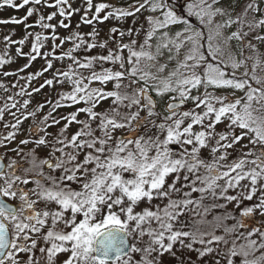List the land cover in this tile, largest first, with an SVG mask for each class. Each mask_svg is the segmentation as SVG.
<instances>
[{"label": "snow or ice", "instance_id": "1", "mask_svg": "<svg viewBox=\"0 0 264 264\" xmlns=\"http://www.w3.org/2000/svg\"><path fill=\"white\" fill-rule=\"evenodd\" d=\"M85 4L83 24H122L132 17V26H113L100 42L95 26L87 33L91 42L79 32L60 37L57 26L68 29L65 20L81 10L69 0H0V7L17 10L39 6L28 7L23 18L0 19L24 24L22 38L3 37L0 69L13 62L8 45L18 44L16 56L28 62L2 75L27 81L13 87H20L15 96L29 97L20 104L7 95L0 106V123L11 129L0 133V264H166L165 254L180 259L177 245L199 260L213 256L211 264H236L234 258L264 264V220L250 223L256 213L264 217V74L257 72L264 64V0H247L240 12L239 0H134L124 8L81 0ZM43 8L55 11L45 15ZM142 12L149 13L146 26L137 27ZM34 13L35 24L25 23ZM57 15L58 24L51 23ZM38 58L45 61L42 69L18 75ZM65 59V67L55 66ZM50 71V78L26 91ZM45 87L61 90L27 111L33 93ZM165 96L158 110L157 98ZM109 99V108L98 111ZM46 105L50 111L37 121ZM61 108L75 110L57 118ZM5 114L15 122L5 121ZM61 122L57 132L49 131ZM73 124L78 127L69 137ZM228 203L233 210L205 219ZM187 214L200 219L186 224Z\"/></svg>", "mask_w": 264, "mask_h": 264}, {"label": "rangeland", "instance_id": "2", "mask_svg": "<svg viewBox=\"0 0 264 264\" xmlns=\"http://www.w3.org/2000/svg\"><path fill=\"white\" fill-rule=\"evenodd\" d=\"M17 3L20 2V0H16ZM51 2V0H50ZM134 2V0H93V4H97V3H107L109 5H111L113 8H117V7H127L129 4H132ZM222 2L224 4H227L229 2V0H222ZM69 3L72 5L73 8H77L80 7L81 10L79 13L74 14L70 19H66L65 23L70 24V27L68 29H64L62 27L57 26L56 28V32L59 34L60 37H65L68 36L70 33L72 32H79L81 34H83L85 36V39H89L90 38L87 37V33L92 31V27L95 26L96 28H98L100 30V34L99 37L97 38L98 42L100 41H104L107 40L110 33H109V29L113 26H118L121 27L122 29H127L128 27L132 26V17H128L126 22L124 23H120L118 21H116L115 19H109L108 21H105L103 24H99L94 22L93 25H86L83 24L82 22H80V17L84 14V8L86 7V4L81 7V0H75V2H73V0H69ZM173 3H176V0H173ZM182 3V0H181ZM247 3V0H239V4L236 7V12H240L244 6V4ZM28 7H39V6H35V5H27L22 9H14L11 8L9 6H3L0 7V19H8L10 17H17V18H23L26 16L27 14V8ZM262 7H264V5H262ZM110 10V9H109ZM181 10V9H178ZM43 13L45 15H47L48 13L55 11V8H43L42 9ZM92 12H94V7L92 9ZM104 13H101V16ZM149 13L147 12H142L141 14H138V20L136 22V26H140V24L142 22L145 23L146 26V22H145V16H147ZM89 18H91V13H89ZM259 18V17H257ZM37 19V14H33V16L28 17L27 20L25 21V23H27L28 25H34L35 24V20ZM61 19V17H59V15H57L56 18H54L51 23L53 24H58V21ZM191 22L195 23V20L193 19ZM79 24V27H77V25ZM234 30V28H233ZM28 31L30 32H37L40 31V29L38 27H31L28 29ZM51 30H46L45 34H50ZM9 35L11 37L12 40H18L20 38H22L25 35V28H24V24H0V54H3L4 52V48H5V43L3 40V37ZM117 38L118 37V34ZM140 40L143 39V33L141 34ZM128 37L124 38V41L127 42ZM51 40L47 41L46 44L48 45V48H50L51 46ZM57 44H59V41H56ZM71 42L66 43L64 45L61 46L60 49H57V52L64 50L66 51L69 47H71ZM20 47L18 44H12V45H8V54L10 56L13 57V62L3 66L2 69H0V84H3L4 87H0V106H3L5 99L7 97V95H14L15 93L20 91V87H13V84H19V85H24L26 83H28L25 80H19L17 79L16 75H12L9 77H4L2 75V71H13L15 72L17 69L21 68L25 63H27V59L25 58H21V57H17L16 56V48ZM109 47H111V43H109ZM236 47V42H233V48ZM260 49L262 52H264V44L259 45ZM47 50V49H46ZM23 51L24 52H30V42L27 43L24 47H23ZM101 50L99 48L91 50L92 54H96L97 52H100ZM77 52L79 53L80 58H83L84 53L81 52L80 50H77ZM68 63H70V61H68L67 59H65L62 63L61 62H54L56 67H65ZM45 66V61L41 58H38L37 60H35L34 62H32L31 66L27 69H25L23 72H20L18 75L19 76H26L28 73H34L36 71H39L40 69H42V67ZM107 67H111L110 64H106ZM174 64L170 65V67H173ZM87 71V70H84ZM240 72H243V68H241L239 70ZM258 74H264V64L261 65V67L259 69H257ZM51 71L48 73L43 74L41 77L39 78H35L31 81V87L27 88L26 91H31L32 87H37L39 86V84L43 83L44 79L46 78H50L51 77ZM239 74V73H238ZM93 86H96L95 84ZM5 88L8 89V91H5ZM109 88H111V85H109ZM61 89L59 88H49V87H45L44 89H42L39 93H33V95L31 96V103L29 104L27 111H33L35 110L36 106L40 103H45V101H51L56 99V93L57 91H60ZM63 90H67L66 88ZM155 95V94H153ZM237 95H242V93H237ZM24 99H29L28 96H24V97H20V96H15V100L18 101L20 104L23 103ZM158 100V110H163L164 108V104L165 102L168 100V97L165 96L162 100L160 98H157ZM111 104V100H105L101 103L100 107L97 109L98 111L100 110H106L109 108ZM83 105H78L77 107H82ZM192 105L191 103H187L185 104V106L183 107L184 110H187L188 108H190ZM75 108H61L57 111V113H55V115L57 116V118L59 117V115L61 114H67L70 111H74ZM12 111H17L16 109H12ZM23 111V110H21ZM48 111H50V108L46 105L44 109H42L41 111L37 112L36 115V120L39 121V119L42 118V116L44 114H46ZM121 111H123V109H121ZM144 112H141V115H144ZM17 115H20V112L17 113ZM80 119H84V115L81 114ZM5 121H11L12 123H14L15 121L12 119V117L8 114H5ZM32 123V118L29 117V119L27 121L24 122L23 127L25 129H27L28 125ZM63 122H61V125L58 126H54L52 128L49 129L50 132H57L59 130L60 127H62ZM77 125L73 124L69 129H68V135L70 137V135L72 133H74L77 130ZM224 125H218L217 130H221L223 129ZM11 129L9 128H5L3 126V123H0V133H3L6 135L7 131H9ZM140 131H143V128L140 129ZM117 135H119V133H117ZM21 138H24L22 136H18L17 137V141ZM242 143L247 144V140L243 141ZM15 145H11V147H14ZM237 149L240 148V145L236 146ZM249 147H252L251 145H249ZM25 151H27V149H25ZM245 151H247V149H245ZM5 153V149L0 147V154H4ZM46 152L42 151L41 152V156H45ZM59 155V153H58ZM204 156H208V152L207 150H205L203 152ZM233 156H235V153H233ZM7 157H12V158H16L19 159L18 157H16L15 152H8L7 153ZM6 157V159H7ZM82 158V157H81ZM170 182V181H169ZM246 183V182H245ZM29 187H31V185H29ZM75 187V185H74ZM229 194L232 195H236L237 192L235 191H230ZM258 195V194H257ZM219 203H224L223 200L218 201ZM256 199L254 198L252 201H244V204L250 206L251 204L256 203ZM155 203H160L159 201H154ZM164 203H166V201H164ZM206 203H210V201H206ZM163 206V205H161ZM38 207H40L38 205ZM235 207L234 203H228L226 205L225 209H230L233 210ZM139 211V209H137ZM217 211H219L218 209H214L212 212L208 213L207 216L205 217V219H210L213 214H215ZM182 219L184 220V222L186 224H190L192 222V220H199L200 216L195 215V214H187L184 217H182ZM254 220H258V221H262L264 220V217L260 216L259 213L255 214V219ZM145 239H147V237H145ZM195 247H199V245H196ZM179 249V245H177V248L174 249L176 251V255L177 257H179L180 259L177 260L175 258H172L170 255L165 254V256L163 257L164 261L166 262V264H180V261H183V264H211L212 260H213V256H206L203 258V260H199L197 257V253L195 251H191L189 252L188 250H177ZM36 255L39 257L41 254L39 253L38 249L36 251ZM61 259H63L64 257L61 256ZM26 259V257H25ZM41 264H44V259H41ZM224 264H226V262L224 261Z\"/></svg>", "mask_w": 264, "mask_h": 264}, {"label": "trees", "instance_id": "3", "mask_svg": "<svg viewBox=\"0 0 264 264\" xmlns=\"http://www.w3.org/2000/svg\"><path fill=\"white\" fill-rule=\"evenodd\" d=\"M145 115V114H144ZM143 116V115H142ZM143 131H144V129H143ZM142 131V132H143ZM148 131H149V133H151L152 131H153V129H151V128H149L148 129ZM244 205H246V204H244ZM246 206H248V205H246ZM225 211H231L230 209H219V211H217L215 214H213V215H218V214H221V213H223V212H225ZM213 217V216H212ZM212 217L209 219H207V220H211L212 219ZM256 222H258V220L256 221V220H253V221H250V223H253V224H255ZM227 223H229V224H231L232 222L231 221H227ZM217 234H223L222 233V231L221 230H218L217 231ZM234 259H236V264H238V258H234ZM226 262V261H225Z\"/></svg>", "mask_w": 264, "mask_h": 264}, {"label": "water", "instance_id": "4", "mask_svg": "<svg viewBox=\"0 0 264 264\" xmlns=\"http://www.w3.org/2000/svg\"><path fill=\"white\" fill-rule=\"evenodd\" d=\"M184 106H185V105H184ZM184 106H182V108H183Z\"/></svg>", "mask_w": 264, "mask_h": 264}]
</instances>
